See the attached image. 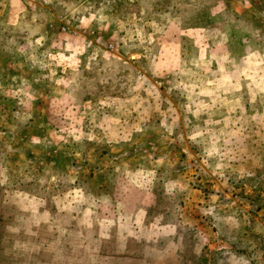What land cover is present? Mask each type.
<instances>
[{
    "label": "rangeland",
    "instance_id": "1",
    "mask_svg": "<svg viewBox=\"0 0 264 264\" xmlns=\"http://www.w3.org/2000/svg\"><path fill=\"white\" fill-rule=\"evenodd\" d=\"M230 4L34 0L0 35V264H264V87L254 125L211 62L246 55Z\"/></svg>",
    "mask_w": 264,
    "mask_h": 264
},
{
    "label": "crops",
    "instance_id": "2",
    "mask_svg": "<svg viewBox=\"0 0 264 264\" xmlns=\"http://www.w3.org/2000/svg\"><path fill=\"white\" fill-rule=\"evenodd\" d=\"M221 2H229L230 8L227 9V13H222L221 15L234 17L235 20H243L246 23H248L249 28L246 30L244 27H240L242 25H238L236 28H228L232 31V36H228L227 38L230 39L229 43H242L243 49L246 50V55L244 57H238L237 55L231 56V57H225L222 55L217 54L214 58L215 60L211 61L212 64H215L217 67L216 71V89L219 94L217 97V102H220L221 95H225V97H228V94L230 93V87L233 89V93L237 92L247 94L248 96L252 97L249 98V105H252V109H254V112L252 114L251 121L254 122V125H257V114L255 111H257V105H256V91L258 88V84L260 87H264V56L258 54L256 48L251 45V43H255V38H257V35L255 36L258 28L257 20L255 17L257 15L263 16L264 15V0H219ZM258 1V4L260 5L259 8H257V5L255 4ZM10 3H19L17 5L18 9H20L18 12L14 9L13 5H10ZM34 3V0H0V35L4 34V32L13 33L20 30L23 32V34H27V32L33 33L35 31H38L35 29L33 30V19L32 16H27V12L31 11L30 9ZM28 6V7H26ZM24 10H27L25 13L22 14ZM206 12H203V15H213L212 8H206ZM17 12V13H16ZM23 15V16H22ZM42 15V14H41ZM218 15V14H217ZM49 14L43 13L42 17L43 20L40 23L41 26H45V28H53L57 31L56 27H54V24L52 25V19L48 18ZM254 16V17H253ZM244 17H248L249 19H246ZM56 26V24H55ZM238 28V29H237ZM53 30V31H54ZM52 31V30H51ZM227 31V29H226ZM58 32V31H57ZM40 33V32H36ZM60 34V32H58ZM45 34V33H44ZM44 36V35H43ZM41 38V37H39ZM24 44L25 47L31 46L30 41H25ZM228 42V39L225 40L226 43ZM264 43V41H263ZM5 43H0V77L1 76V70H4L6 72H9L10 70H14L15 63L12 62L10 55V43H6V46H3ZM3 46V47H2ZM6 55V56H5ZM205 57V53L203 54ZM209 63V62H208ZM241 64H243V68L241 69ZM232 65V67H230ZM260 68H258V66ZM227 70V71H226ZM218 79V80H217ZM229 82L226 83V81ZM264 92V90H262ZM209 94L213 95L216 94V91L214 89L209 88L208 86L204 90V94L208 96ZM263 120V119H262ZM235 143H237L239 140L235 139ZM230 143L231 140L225 141Z\"/></svg>",
    "mask_w": 264,
    "mask_h": 264
},
{
    "label": "built area",
    "instance_id": "3",
    "mask_svg": "<svg viewBox=\"0 0 264 264\" xmlns=\"http://www.w3.org/2000/svg\"><path fill=\"white\" fill-rule=\"evenodd\" d=\"M78 28H79V27H78ZM60 30H61L62 32H64V31H65V28L63 27V28H61ZM75 31H76V30H74L73 33H75Z\"/></svg>",
    "mask_w": 264,
    "mask_h": 264
}]
</instances>
